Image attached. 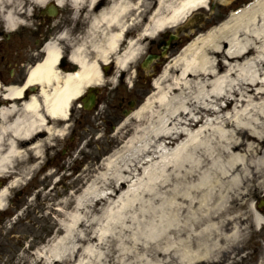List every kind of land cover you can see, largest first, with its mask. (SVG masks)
<instances>
[{"label":"bare ground","instance_id":"1","mask_svg":"<svg viewBox=\"0 0 264 264\" xmlns=\"http://www.w3.org/2000/svg\"><path fill=\"white\" fill-rule=\"evenodd\" d=\"M47 1L62 3L33 0ZM206 2L107 0L73 46L72 73L58 66L60 47L44 46L45 57L24 84L38 85V92L25 98L20 87L2 91L0 178L16 179L0 189L1 210L9 188L21 182L15 165H28V172L46 166L40 164L45 151L66 137L79 95L108 81L102 69L113 64L111 76L123 75L149 39ZM172 61L116 129L137 133L102 161L86 191L61 202L57 224L64 237L54 251L43 248L38 262L228 264L221 257L242 243L250 226L262 227L261 205L251 202L264 194V0L232 12ZM103 210L109 220L100 235L94 216Z\"/></svg>","mask_w":264,"mask_h":264},{"label":"rangeland","instance_id":"2","mask_svg":"<svg viewBox=\"0 0 264 264\" xmlns=\"http://www.w3.org/2000/svg\"><path fill=\"white\" fill-rule=\"evenodd\" d=\"M250 2L252 0H235L228 7H215L208 19H205L204 22L202 21L196 31L191 32L189 37L175 49L170 56L171 58L169 57L170 59L166 60L165 66L170 65L185 46L194 42L198 36H202L207 31L215 28L216 25L225 19L227 10L234 7L242 8ZM81 23L83 27H80L82 32L79 35L83 37V30L87 26V21L85 20ZM146 47L147 43L143 50L144 53ZM144 53L137 62L130 65L129 69L123 71L126 79H128L126 86L120 80L121 73L117 72L116 75L119 74L118 76L109 74L106 77L108 81L101 86L102 90L106 92L117 88L121 97L125 95L128 97L131 92L134 94V88L130 86L132 83L137 88L145 86V82L141 81V79L135 80L133 74V67L141 61ZM157 76L159 77L160 75L154 76V79L158 78ZM151 91L152 89H147L144 98L138 103L140 104L147 98ZM105 101L107 100L101 103L99 111H83V119L87 124L84 123L83 128L76 134V137L81 136L78 146L68 150L67 143L71 136L70 129L72 127L70 122H68L66 137L55 140V146L46 149V156L40 163L42 165L45 162L46 166L41 171H36L39 166L34 171L28 172V170L24 169L28 165L23 167L15 165L13 170L17 171L16 177H19L21 182L18 186L9 188L4 201L5 209L7 210L4 214H0V264H43L38 262L37 256H39V253L44 250L43 248L46 250L50 248L51 251H54L56 242L64 237L63 231L59 229L57 224V219L60 217L57 209L62 207L61 202L64 199H69L71 195L78 196L88 184L87 182L89 181L90 183L97 171L101 169L102 161L114 150L119 149L124 141L123 136L132 132L126 128L123 133L116 134V129L123 119L119 111L116 113L115 118L118 122L115 127L110 129L105 126V121H103L106 108ZM115 136H118V138ZM24 171L27 173H24ZM15 179L11 180L9 177L0 178V188L9 186ZM18 192L22 193L21 197L14 199L13 196ZM11 199H13L14 203L20 205L16 209L17 213L9 206ZM261 201L264 202L263 193H260V196L254 195L251 204H259ZM13 202L11 203L12 205H14ZM102 207V204L98 206L99 209ZM65 208L67 211L70 210L71 204H66ZM260 210L264 213V205L261 206ZM6 212H10L8 217H5ZM94 217L96 218V224L93 229L100 235L106 234V225L109 220L108 213L103 210ZM77 231L80 233L82 228L78 227ZM247 232L249 234L244 237L238 247L229 249L221 257L223 262L227 261L230 264L237 258L239 261L237 264H264V226L258 231H256V227L250 226ZM42 255L44 256L45 254L43 253ZM77 263L83 264L81 259H78Z\"/></svg>","mask_w":264,"mask_h":264},{"label":"flooded vegetation","instance_id":"3","mask_svg":"<svg viewBox=\"0 0 264 264\" xmlns=\"http://www.w3.org/2000/svg\"><path fill=\"white\" fill-rule=\"evenodd\" d=\"M89 1L81 0L78 4H73L72 0H62L61 5L55 4L54 1H47L38 5L33 0H5L0 6V87L5 89L12 85L23 86L29 69L43 59V49L48 43H55L60 47L58 66L66 72L74 71L76 64L71 59V52L80 37L79 33L82 32L81 22L85 20L88 22L98 11L99 6L107 2V0H94V4L90 5ZM9 15L12 17V22L8 20ZM167 40L168 35H161L159 39L152 40L148 45V51L158 54L160 45ZM150 70L156 71V66L152 65ZM37 90L38 87L35 89L29 87L22 97L28 98L37 93ZM107 92L103 90L94 92L96 108L104 101V95ZM141 95L142 91H138L135 97ZM115 99H118L117 94H113L111 101ZM78 102L80 101H76L73 106L70 123L80 128L83 119L81 112H77L75 108ZM125 102L124 99L119 101L118 109H123ZM118 109H111V103H109L106 111L110 114V110ZM105 115H107L106 112ZM72 133L73 147L79 144L81 136L76 138L75 131ZM18 197L20 198L21 194L15 196L14 199H19ZM12 202L13 200L10 201ZM10 206L13 211H16L20 205L14 203Z\"/></svg>","mask_w":264,"mask_h":264},{"label":"water","instance_id":"4","mask_svg":"<svg viewBox=\"0 0 264 264\" xmlns=\"http://www.w3.org/2000/svg\"><path fill=\"white\" fill-rule=\"evenodd\" d=\"M213 7V5L211 6V8ZM157 58V56L155 55H147L146 58L142 61V68H146L148 66V64L153 60ZM94 103V96H91L87 101L83 100V107L85 109H90L92 107Z\"/></svg>","mask_w":264,"mask_h":264}]
</instances>
